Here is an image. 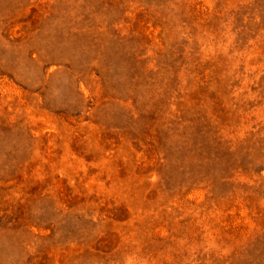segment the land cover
<instances>
[{
    "label": "rangeland",
    "instance_id": "374dc122",
    "mask_svg": "<svg viewBox=\"0 0 264 264\" xmlns=\"http://www.w3.org/2000/svg\"><path fill=\"white\" fill-rule=\"evenodd\" d=\"M0 264H264V0H0Z\"/></svg>",
    "mask_w": 264,
    "mask_h": 264
}]
</instances>
